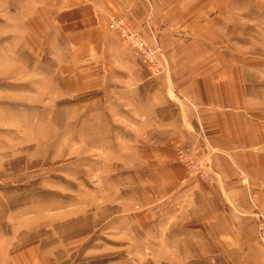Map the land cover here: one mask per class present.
<instances>
[{
  "label": "rangeland",
  "instance_id": "1",
  "mask_svg": "<svg viewBox=\"0 0 264 264\" xmlns=\"http://www.w3.org/2000/svg\"><path fill=\"white\" fill-rule=\"evenodd\" d=\"M39 2L0 0V263L264 264V169L232 166L245 213L210 197L212 162L189 146L176 149L184 182L165 188L157 154L171 135L158 128L176 111L156 107L169 62L158 44L115 15L150 57L108 21L99 48L67 38ZM260 16L231 44L264 155Z\"/></svg>",
  "mask_w": 264,
  "mask_h": 264
},
{
  "label": "crops",
  "instance_id": "2",
  "mask_svg": "<svg viewBox=\"0 0 264 264\" xmlns=\"http://www.w3.org/2000/svg\"><path fill=\"white\" fill-rule=\"evenodd\" d=\"M39 1L55 12L67 38L99 39V48L108 18L115 15L123 17L130 31L158 44L169 62L159 80L165 96L156 107L167 101L176 111L172 124L158 128L171 135L162 143L164 154H157L166 190L173 192L184 182L176 149L189 146L196 154L206 152L212 162L210 197L245 213L239 202L243 188L235 182L232 166L251 178L260 176L264 155L261 127L245 106L242 87L247 67L235 57L231 42L243 38L248 28L257 31L264 0Z\"/></svg>",
  "mask_w": 264,
  "mask_h": 264
},
{
  "label": "built area",
  "instance_id": "3",
  "mask_svg": "<svg viewBox=\"0 0 264 264\" xmlns=\"http://www.w3.org/2000/svg\"><path fill=\"white\" fill-rule=\"evenodd\" d=\"M108 23H109V28L113 30L114 32H116L120 38H122V41L124 42L125 45H128L129 48L134 49L150 57V54L146 50L145 45H139V43H137V40L135 39L136 38L135 35L131 34V32L125 29V23L123 19L112 17L109 19ZM133 40L134 42L130 44L131 41ZM241 177H242V182L243 183L246 182V180L244 179L245 177L243 176Z\"/></svg>",
  "mask_w": 264,
  "mask_h": 264
}]
</instances>
